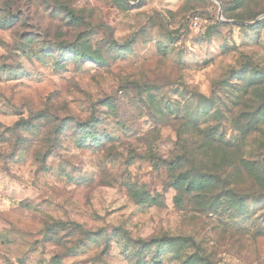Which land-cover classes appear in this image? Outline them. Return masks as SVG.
<instances>
[{
  "label": "rangeland",
  "instance_id": "obj_1",
  "mask_svg": "<svg viewBox=\"0 0 264 264\" xmlns=\"http://www.w3.org/2000/svg\"><path fill=\"white\" fill-rule=\"evenodd\" d=\"M263 15L0 0V264H264Z\"/></svg>",
  "mask_w": 264,
  "mask_h": 264
},
{
  "label": "trees",
  "instance_id": "obj_2",
  "mask_svg": "<svg viewBox=\"0 0 264 264\" xmlns=\"http://www.w3.org/2000/svg\"><path fill=\"white\" fill-rule=\"evenodd\" d=\"M89 57H91V56H89ZM97 60V59H96Z\"/></svg>",
  "mask_w": 264,
  "mask_h": 264
},
{
  "label": "water",
  "instance_id": "obj_3",
  "mask_svg": "<svg viewBox=\"0 0 264 264\" xmlns=\"http://www.w3.org/2000/svg\"><path fill=\"white\" fill-rule=\"evenodd\" d=\"M263 17H264V15H263Z\"/></svg>",
  "mask_w": 264,
  "mask_h": 264
}]
</instances>
